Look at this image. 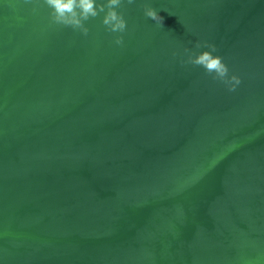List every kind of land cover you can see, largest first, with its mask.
I'll return each instance as SVG.
<instances>
[{"label":"water","instance_id":"1","mask_svg":"<svg viewBox=\"0 0 264 264\" xmlns=\"http://www.w3.org/2000/svg\"><path fill=\"white\" fill-rule=\"evenodd\" d=\"M117 11L0 0V264H264V0Z\"/></svg>","mask_w":264,"mask_h":264},{"label":"clouds","instance_id":"2","mask_svg":"<svg viewBox=\"0 0 264 264\" xmlns=\"http://www.w3.org/2000/svg\"><path fill=\"white\" fill-rule=\"evenodd\" d=\"M44 2L52 9L54 20L67 26L83 27L84 21L89 18H96L101 13H103L102 23L109 26L111 31H123L127 26V21L117 11L122 0H44ZM127 2L132 4L135 3V0H127ZM144 15L151 20H156L159 13L156 8L149 6L145 7ZM83 31L87 33V28H83ZM116 43H121V39L118 38ZM208 55V51L200 52L196 55L194 63L203 66L209 71L220 66L221 74H223L226 69L221 65L218 56L213 54L214 59L208 64L204 63ZM233 79L236 80L237 84L240 82L235 77Z\"/></svg>","mask_w":264,"mask_h":264},{"label":"rangeland","instance_id":"3","mask_svg":"<svg viewBox=\"0 0 264 264\" xmlns=\"http://www.w3.org/2000/svg\"><path fill=\"white\" fill-rule=\"evenodd\" d=\"M7 97H8V96L3 95V94H1V92H0V104H3V102L8 103L9 100L7 99ZM0 113H1V109H0Z\"/></svg>","mask_w":264,"mask_h":264}]
</instances>
